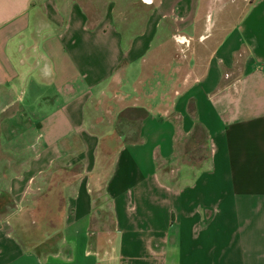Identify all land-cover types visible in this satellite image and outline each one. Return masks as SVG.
I'll use <instances>...</instances> for the list:
<instances>
[{
  "label": "crops",
  "instance_id": "obj_1",
  "mask_svg": "<svg viewBox=\"0 0 264 264\" xmlns=\"http://www.w3.org/2000/svg\"><path fill=\"white\" fill-rule=\"evenodd\" d=\"M194 1L127 39L78 0H0V194L46 193L59 241L24 245L13 207L0 264H264V0L181 68L157 22ZM200 133L208 156L172 167Z\"/></svg>",
  "mask_w": 264,
  "mask_h": 264
},
{
  "label": "rangeland",
  "instance_id": "obj_2",
  "mask_svg": "<svg viewBox=\"0 0 264 264\" xmlns=\"http://www.w3.org/2000/svg\"><path fill=\"white\" fill-rule=\"evenodd\" d=\"M69 1V0H68ZM89 12L91 21H100L108 12L114 14L115 24L123 31L125 37L130 39L132 36L142 32L146 27V23L160 0H153L151 3H146L143 0H78ZM247 0H203L194 1L192 6L197 8V15L188 17L183 13L169 15L158 20L157 24L161 27L159 30V39L157 41L171 40L177 43L178 49L176 57L182 61L181 68L184 66V61L190 56L193 50L197 49L200 44L213 43L218 33L225 29H230L240 21V14L246 6ZM243 5L241 6V4ZM185 5V2H179L178 8ZM166 10V9H164ZM197 22L199 31H193V26ZM199 34L207 35L205 40H199ZM170 51V50H169ZM194 61V60H193ZM187 68V67H186ZM184 70L180 69V76ZM5 95V94H3ZM8 95V94H7ZM10 96V95H9ZM193 143L192 150L181 151L177 160L174 161L172 167H178L183 160H189L200 155L208 156V152L198 153V145L204 141L203 134L192 136L188 140ZM200 149V148H199ZM193 159V158H192ZM178 161V162H177ZM70 178V177H69ZM61 180V178H59ZM58 181V178H57ZM46 193H37L36 199L40 202L39 208L36 205L22 204L16 206L15 200L10 193L0 194V215H10L14 207V229L16 234L26 246H30L36 251L43 252L53 246L58 245L59 241L56 238L58 235V225L53 226L50 223L56 217L54 209H49L46 201L42 202ZM46 205V207L44 206ZM99 227H111L110 215L106 211L102 212L98 217ZM48 240V238H50ZM56 238V239H55ZM47 239V240H46Z\"/></svg>",
  "mask_w": 264,
  "mask_h": 264
},
{
  "label": "trees",
  "instance_id": "obj_3",
  "mask_svg": "<svg viewBox=\"0 0 264 264\" xmlns=\"http://www.w3.org/2000/svg\"><path fill=\"white\" fill-rule=\"evenodd\" d=\"M92 22H91V17H90V26H91Z\"/></svg>",
  "mask_w": 264,
  "mask_h": 264
}]
</instances>
